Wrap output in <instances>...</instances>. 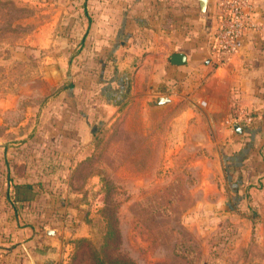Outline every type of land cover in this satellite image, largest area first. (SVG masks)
I'll use <instances>...</instances> for the list:
<instances>
[{"label": "rangeland", "instance_id": "rangeland-1", "mask_svg": "<svg viewBox=\"0 0 264 264\" xmlns=\"http://www.w3.org/2000/svg\"><path fill=\"white\" fill-rule=\"evenodd\" d=\"M89 5L0 0V243L14 227L20 260L68 264L80 218L100 245V208L110 201L120 248L136 264H230L237 231L226 224L234 217L205 215L177 172L141 185L148 153L135 127L109 122L106 102L122 110L144 73L113 72L95 57ZM19 183L32 187H17L14 205Z\"/></svg>", "mask_w": 264, "mask_h": 264}, {"label": "crops", "instance_id": "crops-1", "mask_svg": "<svg viewBox=\"0 0 264 264\" xmlns=\"http://www.w3.org/2000/svg\"><path fill=\"white\" fill-rule=\"evenodd\" d=\"M89 4L95 57L107 58L113 72L144 73L122 110L114 100L106 102L109 122L135 127L139 150L148 153L141 165L150 171L141 173V185L164 183L165 171L188 177L205 215L234 217L226 224L237 231L230 264H264V0H251L258 28L244 33L241 48L226 62L212 49L215 0H206L203 9L199 0ZM176 52L185 55L183 64L171 63ZM238 109L251 113L252 121L236 119ZM14 195L17 200L16 188ZM11 228L1 238L0 261L33 264L20 260L21 245L14 244L19 231ZM89 232L80 218L73 234Z\"/></svg>", "mask_w": 264, "mask_h": 264}, {"label": "trees", "instance_id": "trees-1", "mask_svg": "<svg viewBox=\"0 0 264 264\" xmlns=\"http://www.w3.org/2000/svg\"><path fill=\"white\" fill-rule=\"evenodd\" d=\"M88 158L81 160L76 167L72 170V179L75 180L76 168L86 162ZM89 173L88 176H92ZM21 187L28 190L31 189L29 183H19L15 188ZM32 193V192H31ZM31 193L23 198H32L34 193ZM9 197V196H8ZM15 197V195H14ZM10 202L15 205V198L10 199ZM101 216L105 219V229L102 236V242L99 246L86 237H78L73 239V250L69 256L68 264H136V262L129 257L120 248L122 241L119 230V220L116 215V209L112 202H107L106 205L100 208Z\"/></svg>", "mask_w": 264, "mask_h": 264}, {"label": "built area", "instance_id": "built-area-1", "mask_svg": "<svg viewBox=\"0 0 264 264\" xmlns=\"http://www.w3.org/2000/svg\"><path fill=\"white\" fill-rule=\"evenodd\" d=\"M218 23L213 34V54L219 62H226L242 46L244 33L258 25L253 23L251 0H215ZM245 123L252 121V115L238 109L235 115Z\"/></svg>", "mask_w": 264, "mask_h": 264}, {"label": "water", "instance_id": "water-1", "mask_svg": "<svg viewBox=\"0 0 264 264\" xmlns=\"http://www.w3.org/2000/svg\"><path fill=\"white\" fill-rule=\"evenodd\" d=\"M205 1L206 0H199L201 9L204 8ZM170 57H171V63L176 64V65L183 64L185 61V55L183 53L176 52V53L171 54Z\"/></svg>", "mask_w": 264, "mask_h": 264}]
</instances>
